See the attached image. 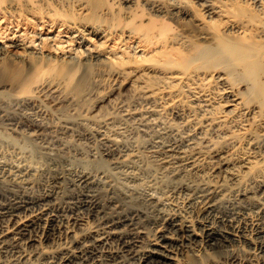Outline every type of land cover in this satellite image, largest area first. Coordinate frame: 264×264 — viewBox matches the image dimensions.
I'll return each mask as SVG.
<instances>
[{"label":"bare ground","instance_id":"6f19581e","mask_svg":"<svg viewBox=\"0 0 264 264\" xmlns=\"http://www.w3.org/2000/svg\"><path fill=\"white\" fill-rule=\"evenodd\" d=\"M119 4L124 9L122 13ZM184 24L201 30L199 35L205 40L189 39L181 29ZM206 55L214 63L223 64L231 76L249 81L262 93L264 0H0V59L7 60L0 63V77L4 80L1 85L12 90L18 102L34 100L37 89L47 85L49 77L45 76L62 79L66 86L79 90L84 75L76 76L78 68L88 69L93 64L107 66L121 77L113 83L116 87L111 88L112 94L127 83L125 73L129 76V72L151 68L150 62L141 64L142 60L157 64L155 71L162 77L158 80L192 81L196 89L199 86L191 80L196 71L186 68ZM147 71L140 74L143 79ZM218 77L233 88L226 75ZM147 84L141 90L137 87L142 97L153 99L162 93L159 87ZM51 86L50 95L58 90ZM179 95L172 93L165 99L169 103H151L140 112L127 106L124 113H139L138 126L144 129L149 124L148 116L161 114L167 106L180 102ZM230 96V100L241 103L237 93ZM106 98L107 95L101 101ZM28 115L23 116H32ZM30 119L25 123L19 116H4L8 128L22 137V142L12 137L9 140L23 153L14 160L0 156L1 263L27 264L39 256L42 264H178L171 255L173 245L177 240L192 239L200 240L204 248L221 252H232L245 244L249 248L246 254L232 252L228 263L264 264V178L242 194L245 201H238L241 194L226 180L217 178L216 172L231 170L232 183L241 182L237 169L228 165L232 154L210 147V122L195 123L185 133L180 132L179 124L167 123L158 129L148 148L158 173L146 179L143 188L129 186L131 190L121 193L124 200L136 202V207H126L128 203L119 202L115 196L101 197V188L110 181L107 169L110 165L119 168L133 183L139 173L132 168L144 160L136 147L124 143L122 130L109 128V116L102 113L96 119L103 159L96 160L92 168L87 163L80 170L69 165L37 192L30 185L34 175L42 173L43 163L37 164L34 156L52 160L56 157L48 145L45 152L38 150L40 147H26L27 142L36 141L32 139L37 134L34 126H46L42 118ZM263 169L261 166L259 172ZM228 190L236 197H231ZM167 191L171 195L184 192L186 196L172 198ZM183 211L193 212L196 218L190 220ZM147 224L155 225L157 233L145 239Z\"/></svg>","mask_w":264,"mask_h":264},{"label":"rangeland","instance_id":"374dc122","mask_svg":"<svg viewBox=\"0 0 264 264\" xmlns=\"http://www.w3.org/2000/svg\"><path fill=\"white\" fill-rule=\"evenodd\" d=\"M118 7L122 10V13L124 11L122 5L119 4ZM181 29L183 31V34L189 36V39L193 41L205 40L199 35V33L202 32L201 30L192 28L189 25H185ZM5 59H0V63H7V60ZM196 59L197 60L193 61L189 66H187L186 69L196 71L195 76H192L191 80H193V82H196L195 85L199 86L196 88L197 90L193 88L194 84H191L192 81H177L171 79L158 80L159 76L160 78L162 77L161 75H158L159 73H157V71H155L157 70V64H155L153 60H142V62H140L141 64L150 62L152 64L151 68L153 69L143 68L144 70L140 72H129V76L127 75L128 73H125L124 75L127 76V83L123 84L119 88L117 87L118 89H115L118 94L115 91L110 94V91L111 88L116 87L113 86V83H115L116 79H120L121 77L119 76V78L116 74H114L109 67L101 65L99 66L95 64L91 65L88 69L78 68L79 71H77L76 76H78V74L80 73L81 75H84V79L79 90L66 86L63 81L61 82L62 79L53 78L52 76H45L47 78L49 77L47 80V85L45 84L43 87L41 86L40 88H38V92L36 93L38 97L36 96L35 99L30 102H18L15 93L8 87L1 85L4 80L2 79V77H0V156L14 160L17 158L16 156H19L21 153H23L20 147L15 146L9 140V138L12 137L17 142H22V137H20L19 134L12 132L8 128V125L4 120V116H19L20 119L22 118V121L25 123H30V118H42L46 126L43 128L34 126L37 134H34L35 136H32V139L33 141L34 139L36 141H26V147H34L36 150L40 147L38 149L40 151H44L45 146L48 145V147L52 149V152L56 157L55 160H52L51 158H46L42 155L34 156V159L36 160L35 162L38 161L37 164L39 163L40 165L43 163L44 166L42 164V173L37 174L38 176L34 175L33 178L35 180H33L32 183V185H34L30 186L33 191H40L42 189L41 187H43L46 183H51L56 178V174L64 170V168H66L67 166L70 165L74 169L80 170L84 166V164L87 163V167L92 168L96 160L103 159L100 147L102 146L103 141L101 142V135L98 130H96L98 128V122L96 119L102 117L103 113V116L110 117L111 123L108 124L109 128H112L117 132H120L122 130V133H120V135L122 137L124 136L122 139L124 140V143H126L127 146L136 147L140 157L145 162L143 161L140 166L136 165V167L132 168V171H134L135 173H139L137 174L138 180L137 178L134 179L133 183L132 181L130 182V179L126 178L127 176L123 171L119 170V168H112L113 166L110 165L109 162H106V167L109 168L111 166V168H109L110 171L109 169H107L106 172L108 180L110 181L109 184H105L107 187L104 186L108 189L101 188L102 190L100 191V195L103 198L115 196L114 198H117L116 200H119V202H122L123 204L128 203L127 206L125 205L126 207H136V205L133 206L136 202H134L133 200H124V198H122V196L120 197V195L121 193L126 192V190H131L127 189L129 186L133 187L135 185L133 187L134 189H140L138 188L139 186L143 188V186H145V184L147 183V180L152 179L158 171V168L151 161L150 154H148L150 141L153 139L152 136L156 135L158 129L164 127L163 124H165V127L168 126L167 123L172 126H176L177 124H179L181 127L180 132L182 131L181 133H185L188 132V130L190 132L195 123L200 122L203 124H207L208 122H210L208 124H211L209 125L211 127H208L209 131L207 130V136L210 138V147H215V149L220 148L226 151L228 150L227 153L230 152V154H232V159L228 165L229 167H234L235 169H237L241 182L238 183L236 180L234 183H232L234 180H232V178L230 177L229 172L231 170L229 172H227L226 170L216 172L218 174L217 178L218 180L224 182L226 180L229 186L232 185L236 192H238V194H241L239 197H237L239 198L238 201H245L246 196L244 197L242 194L247 192L249 189H253L260 182V180L264 178V169L262 170V172H259L260 167L264 166V83L263 92L259 93L255 85H251L249 81L240 79L239 77L234 78L229 73H227V71L225 70V66L223 67V64L214 63L210 60L209 56L206 55V57L203 56ZM174 69L179 70V67H174ZM127 70H130V68ZM146 71V75L148 77L146 76V78L143 79L140 74L142 72L145 73ZM219 74L226 75L228 78V82L233 85V88H229L227 84L219 80ZM237 76H240V73H237ZM147 79H151L147 82L152 83L153 87H159L161 91L163 90L162 93L158 92V95L155 97L156 99L153 98L154 100L142 97V93L140 92V94L139 89L137 88L140 87L141 90L143 86H147ZM50 80H54L51 84L54 85L53 89L55 88L59 90L55 91V93L52 92L51 95L49 89H51L52 86L48 85L50 84ZM142 81H145V83H143ZM172 93H177L178 95L180 94V102L177 101L178 104L176 102L171 107L167 106L165 109H163V112H161V114L158 113L156 115L153 114L152 116H148L147 119L149 120V124H146L147 127L145 126L144 129L142 127L139 128L140 126H138V122H140L141 118L139 113H134V115L130 116L125 114L127 106L128 109L136 108V112H140V110L142 111L145 109V107H149L152 104H162V102L168 100L167 98L170 97ZM232 93H237V96H239L241 103L238 104L235 101L230 100V94ZM106 95L107 98L101 101L106 97ZM28 114L32 116H30L29 118ZM219 115H223L224 117L219 118ZM135 117L137 118V120ZM152 117L155 119H153ZM185 118L186 120L188 119L187 123H185ZM153 123L155 124V126H153ZM181 124L183 127L181 126ZM80 133H87L88 135L84 136ZM6 135H8L9 137ZM95 135L98 137H96ZM166 136H168V133L166 134ZM41 148L43 149L41 150ZM209 163L212 164V161L210 160ZM149 166H151L152 169ZM207 168H210V166ZM111 171L114 172L111 173ZM193 178L196 179L195 176L189 177V179L191 180H193ZM110 182H112V184ZM129 182L133 185H130ZM1 184L3 183L1 182ZM116 186H118L119 188H117ZM167 192H165L166 195L176 199L179 197L182 199L186 196L184 192H180L178 195H171L170 192H168L167 194ZM228 194H230L231 197L235 196L232 191H229ZM183 215L186 217L189 216L188 218H190V220L196 218L193 212L188 213L187 211H183ZM144 228H147L146 230L144 229L145 233L143 237L145 239L149 237L151 238L157 233V228L153 224H147V226H145ZM204 247L205 246L200 240H177V243H175L173 245V248L171 249L173 250L171 252V255L176 259V261H178V264H213L218 261L221 262V264H230L228 263L230 253L236 252L237 254L243 256L249 249L247 245L240 244L234 248V251L231 252V250L226 249L223 250L222 253L221 251H212L207 247ZM29 261L31 263H28L27 261V264H42L41 262H43L42 258L39 256H34ZM1 262L2 261L0 259V264H3Z\"/></svg>","mask_w":264,"mask_h":264}]
</instances>
